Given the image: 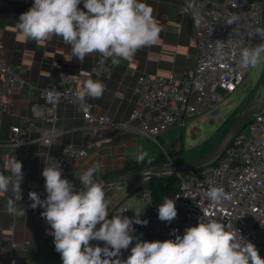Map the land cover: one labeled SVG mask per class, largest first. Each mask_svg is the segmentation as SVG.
<instances>
[{
  "label": "built area",
  "instance_id": "2783aa9c",
  "mask_svg": "<svg viewBox=\"0 0 264 264\" xmlns=\"http://www.w3.org/2000/svg\"><path fill=\"white\" fill-rule=\"evenodd\" d=\"M11 2L1 0L2 15H9ZM180 11L192 18L198 48L196 65L180 80L142 73L134 88L140 108L132 112L130 121H137V130L154 140L174 127H185L193 117L202 120L207 115L219 114V104L242 87L254 68L244 70L239 67L240 50L264 43L256 33V29L264 28V0H182ZM233 15L238 20L228 24L226 21ZM217 41L224 45L222 56H217ZM116 59L118 62L114 63L112 58L103 60L98 56L77 74L59 71L51 75L44 89V101L33 103L31 115L22 118L21 124L12 126L7 144V164L0 162V172L9 175L6 169L13 158L22 162L33 141L30 137L33 130L38 129L36 141L41 144L50 146L55 142L59 134L57 108L61 103L73 106L82 115L85 133L90 136L97 129L118 127L109 116L94 112L95 104L89 97L82 103L77 95L87 80L109 76L121 60ZM25 85L26 82L4 60L0 38V115L13 112L7 100L10 89L13 86L24 88ZM38 116L42 120L39 128ZM128 125V122L122 123V126ZM96 147L93 139L84 145L68 142L62 146L56 160L63 172L75 175ZM22 171L21 200L31 201L29 192L23 190L26 170ZM174 174L179 180L178 190L165 192L163 197L175 200L177 217L171 223L158 218V208L163 201L156 200L145 183L141 187V196L148 205V223L146 226L133 224L134 237L149 242L174 240L175 235L182 236L187 227L196 226L202 217L238 229L264 258V100L214 161ZM210 186L223 187L232 199L222 206L212 204L205 196ZM35 192L42 200L46 198L45 179ZM33 211L40 222L46 223L41 216L43 208L37 207ZM122 211H125L123 216L133 218L127 198L111 207L108 218ZM134 244L135 240L129 249L122 250L121 259H127ZM92 245L103 247L104 243L92 241Z\"/></svg>",
  "mask_w": 264,
  "mask_h": 264
},
{
  "label": "clouds",
  "instance_id": "9594fccd",
  "mask_svg": "<svg viewBox=\"0 0 264 264\" xmlns=\"http://www.w3.org/2000/svg\"><path fill=\"white\" fill-rule=\"evenodd\" d=\"M81 3L83 10L78 7ZM153 11L146 0H33L32 6L19 15L16 27L25 40L36 43L51 41L54 36L62 38L70 45L72 57L80 62L98 54L116 63V58L131 60L139 49L155 44L160 28ZM237 20L233 15L226 22ZM256 33L264 39V28L256 29ZM223 48L217 41V56L223 55ZM262 59L264 43L242 48L238 64L246 70ZM104 90L102 83L89 79L77 95L83 103L86 97L101 98ZM146 156L141 150L135 159L143 163ZM22 169V162L13 158L6 169L9 175L0 172V193H11L5 203L11 214H24L23 208L16 207L22 199ZM62 171L59 161L47 157L42 171L46 198L42 200L35 191L28 194L31 208L44 209L41 216L50 226L48 234L62 264H264L256 246L238 229L214 219L199 218L196 226L187 227L174 240L141 241L133 235V224L147 225L148 221L140 219L144 207L132 210L134 218L123 216L122 211L109 219L110 201L104 183L96 179L98 168L80 174L79 190L62 178ZM205 196L217 206L232 199L217 186H210ZM176 217L175 200L164 197L158 218L171 223ZM134 240L131 254L121 259L122 250L129 249ZM92 241L104 246H93Z\"/></svg>",
  "mask_w": 264,
  "mask_h": 264
},
{
  "label": "crops",
  "instance_id": "0c3cea01",
  "mask_svg": "<svg viewBox=\"0 0 264 264\" xmlns=\"http://www.w3.org/2000/svg\"><path fill=\"white\" fill-rule=\"evenodd\" d=\"M181 1L146 0L154 10L153 15L160 28L159 38L155 44L139 49L131 60L121 59L109 76L95 78L96 82L104 85L105 90L101 98H89L95 104L94 112L109 116L118 127L97 129L90 136L85 133L82 115L73 106L61 103L57 108L56 126L59 134L55 142L50 146L43 145L36 141L38 129L30 133L33 141L22 160L23 169L26 170L25 192L40 187L44 180L42 171L45 159L52 157L56 160L65 143L84 145L90 139L97 143L75 175L62 171V178H67L75 187L80 185V174L88 168H98L96 178L119 175L125 162L134 160L139 151L152 156V149L157 151L152 142L168 144L169 132L179 127L168 130L154 140L139 132L137 121H130V116L135 109L140 108L134 91L140 74L146 72L180 80L196 65L198 48L192 18L180 11ZM32 3L33 0H12L9 15L0 13L3 58L26 82L24 88L13 86L7 95L13 112L0 115V162L5 164L12 126L21 124L22 118L31 115L30 106L33 103L44 101V89L51 75L59 71L77 74L99 56L93 54L80 62L72 57L70 45L65 44L60 37L54 36L45 43L25 40L16 23L19 15L26 12ZM78 7L83 10V3ZM124 122L129 125L122 126ZM36 123L37 128L42 125L39 116L36 117ZM113 185H106L105 192H112L115 188ZM10 196L11 193H0V264H33L37 258L39 264L58 261L51 255L53 237L48 234L50 226L38 220L30 207L31 201L17 202L16 207L23 208L24 214H11L5 207ZM122 198L126 197H118L113 204Z\"/></svg>",
  "mask_w": 264,
  "mask_h": 264
},
{
  "label": "rangeland",
  "instance_id": "374dc122",
  "mask_svg": "<svg viewBox=\"0 0 264 264\" xmlns=\"http://www.w3.org/2000/svg\"><path fill=\"white\" fill-rule=\"evenodd\" d=\"M263 62L264 59L252 69L241 88L229 94L219 104V114L207 115V118L203 120H189L185 127L172 129L167 136L169 140L168 144L151 143L157 151L152 149L150 155L152 154L153 157H156L162 153L167 157L166 162L163 164L168 165L179 163L180 161L197 160L209 154L220 144L241 115L259 97ZM254 113L251 117H253ZM218 116L221 117L218 118ZM165 174L168 175L169 173ZM146 181L147 178H140L115 183L113 185L115 188L109 194L106 193V198L110 201V205H112L118 197H126L133 218L134 212L132 210L144 207L140 219L146 220L148 205L141 196V187Z\"/></svg>",
  "mask_w": 264,
  "mask_h": 264
},
{
  "label": "water",
  "instance_id": "95a60500",
  "mask_svg": "<svg viewBox=\"0 0 264 264\" xmlns=\"http://www.w3.org/2000/svg\"><path fill=\"white\" fill-rule=\"evenodd\" d=\"M264 99V62L263 67L261 71V80H260V94L257 98L256 102L251 105L239 118V120L232 126V128L229 130L227 135L223 138V140L218 144L209 154L206 156L193 160V161H180L179 163H173V164H156L151 166L150 168L139 171V172H128V173H122L119 175L114 176H108L104 178H96L104 183V185H110L115 184L119 182H124L128 180H136L140 178H150L154 175L159 174H174L175 172H181L186 171L189 169H197L201 166L208 164L212 161H214L217 156H219L224 148L230 143L232 137L234 134L241 128V126L248 121V119L252 116V114L259 108L262 101Z\"/></svg>",
  "mask_w": 264,
  "mask_h": 264
},
{
  "label": "trees",
  "instance_id": "16d2710c",
  "mask_svg": "<svg viewBox=\"0 0 264 264\" xmlns=\"http://www.w3.org/2000/svg\"><path fill=\"white\" fill-rule=\"evenodd\" d=\"M166 158L162 153L158 154L156 157L146 156L143 163H138L136 159L127 160L119 173H128V172H139L150 168L156 164H163L166 162ZM149 161H151L149 163ZM146 186L152 191L156 200L163 201V193L165 192H174L178 190L179 180L175 174H159L154 175L147 179ZM81 185L75 187L76 190H79ZM51 255L54 258H57L58 261L53 264H60L62 262L60 254L55 250L54 243L52 245ZM33 264H39L38 258Z\"/></svg>",
  "mask_w": 264,
  "mask_h": 264
}]
</instances>
